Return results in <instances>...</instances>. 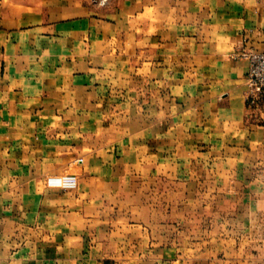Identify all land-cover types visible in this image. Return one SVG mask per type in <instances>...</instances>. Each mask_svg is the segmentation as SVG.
Returning a JSON list of instances; mask_svg holds the SVG:
<instances>
[{
	"label": "crops",
	"instance_id": "crops-1",
	"mask_svg": "<svg viewBox=\"0 0 264 264\" xmlns=\"http://www.w3.org/2000/svg\"><path fill=\"white\" fill-rule=\"evenodd\" d=\"M243 50L264 0H0V264H204L163 187H264Z\"/></svg>",
	"mask_w": 264,
	"mask_h": 264
},
{
	"label": "rangeland",
	"instance_id": "rangeland-1",
	"mask_svg": "<svg viewBox=\"0 0 264 264\" xmlns=\"http://www.w3.org/2000/svg\"><path fill=\"white\" fill-rule=\"evenodd\" d=\"M61 174L77 176L74 171ZM192 196L196 202L182 201ZM250 196L257 201L251 203ZM176 210L180 212L178 217L170 216ZM163 211L169 213L164 225L171 226L177 219L178 226L186 228L179 235L181 243L193 248L186 254H194L204 264H264V187L164 186ZM193 242L200 245L194 246Z\"/></svg>",
	"mask_w": 264,
	"mask_h": 264
},
{
	"label": "built area",
	"instance_id": "built-area-1",
	"mask_svg": "<svg viewBox=\"0 0 264 264\" xmlns=\"http://www.w3.org/2000/svg\"><path fill=\"white\" fill-rule=\"evenodd\" d=\"M241 57L249 61L248 72L246 75V103L253 115L264 113V50H243L239 53ZM50 179H64L75 181V184L67 183L64 186H53L51 188L74 189L77 187L78 179L73 174L50 175L46 179L49 186Z\"/></svg>",
	"mask_w": 264,
	"mask_h": 264
},
{
	"label": "clouds",
	"instance_id": "clouds-1",
	"mask_svg": "<svg viewBox=\"0 0 264 264\" xmlns=\"http://www.w3.org/2000/svg\"><path fill=\"white\" fill-rule=\"evenodd\" d=\"M105 2V0H101V5ZM67 183L75 184V181H66L64 179H50L49 180V186H64Z\"/></svg>",
	"mask_w": 264,
	"mask_h": 264
}]
</instances>
